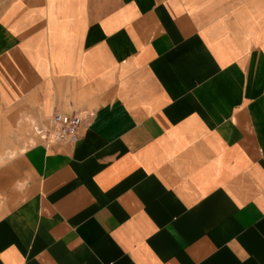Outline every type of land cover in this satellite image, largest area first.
<instances>
[{"label":"crops","instance_id":"crops-1","mask_svg":"<svg viewBox=\"0 0 264 264\" xmlns=\"http://www.w3.org/2000/svg\"><path fill=\"white\" fill-rule=\"evenodd\" d=\"M0 264H264V0H0Z\"/></svg>","mask_w":264,"mask_h":264},{"label":"built area","instance_id":"built-area-1","mask_svg":"<svg viewBox=\"0 0 264 264\" xmlns=\"http://www.w3.org/2000/svg\"><path fill=\"white\" fill-rule=\"evenodd\" d=\"M89 114H66L55 112L47 122L36 121L33 125L35 136L46 146L55 144H77L81 139V129Z\"/></svg>","mask_w":264,"mask_h":264},{"label":"rangeland","instance_id":"rangeland-1","mask_svg":"<svg viewBox=\"0 0 264 264\" xmlns=\"http://www.w3.org/2000/svg\"><path fill=\"white\" fill-rule=\"evenodd\" d=\"M32 117H29L28 116V120L26 119L25 120V123H24V125H25V127L26 128H28L30 131L29 132H31V134L33 135V136H35V134H34V132H33V128H32V123H30V121H32Z\"/></svg>","mask_w":264,"mask_h":264}]
</instances>
